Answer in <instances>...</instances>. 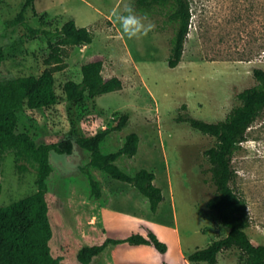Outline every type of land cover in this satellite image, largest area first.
Here are the masks:
<instances>
[{
  "label": "rangeland",
  "instance_id": "1",
  "mask_svg": "<svg viewBox=\"0 0 264 264\" xmlns=\"http://www.w3.org/2000/svg\"><path fill=\"white\" fill-rule=\"evenodd\" d=\"M26 1L0 0V47L6 55L3 80L40 76L50 67L46 63L51 53L47 35L11 24ZM87 1L100 13L88 21L95 31L93 43L70 48L66 67L55 72L57 103L38 109L26 104L18 111L17 132L29 133L39 144H52L111 128L126 114V127L110 137L106 151L122 145L128 134L139 133L134 164L156 173L155 182L166 200L154 214L135 187L99 168L92 172L108 195L94 199L79 169L84 156L81 148L76 146L80 158L75 161L53 152L62 171L51 215L54 250L65 254L72 264H81L79 251L105 234L123 239L132 233L148 236L154 231L167 242L166 253L153 246L124 243L110 246L91 264H209L191 262L188 256L230 231L208 206L216 187L206 152L217 139L180 117L188 111L209 122L223 121L241 103L239 94L258 84L254 71L264 70V0H190L191 29L176 68L169 66L177 29L169 20V7H156L146 15L137 7L138 0ZM41 3L36 1V12L32 7L26 9V20L36 29L52 32L86 6L78 0H56L45 14ZM129 4L137 15L155 24L147 37L129 40L122 33L115 14ZM61 38L54 36L52 41ZM97 54L105 56L103 75L120 77L123 89L96 98L87 96L79 104L70 102L65 83L81 82L83 65ZM241 145L233 158L234 186L248 204L251 240L264 244V112ZM122 165L127 168L126 163ZM38 168L36 157L23 149L2 154L0 206L38 191ZM239 254L237 249L225 250L217 264H244Z\"/></svg>",
  "mask_w": 264,
  "mask_h": 264
},
{
  "label": "trees",
  "instance_id": "2",
  "mask_svg": "<svg viewBox=\"0 0 264 264\" xmlns=\"http://www.w3.org/2000/svg\"><path fill=\"white\" fill-rule=\"evenodd\" d=\"M36 1L27 0L18 16L11 21L13 25H24L34 34L44 33L49 39L51 53L46 63L50 66L40 76L30 75L16 79H1L4 48L0 47V156L12 149H23L36 157L38 168V191L8 206H0V264H72L63 253H57L53 247L55 230L51 218L56 197V187L62 171L50 153H71L72 145L83 151L80 172L87 180L94 199H103L108 194L100 180L93 174V168H99L113 179L135 187L144 203L157 214L165 202L162 187L156 184V173L146 167L134 164L139 153L141 136L137 132L128 134L122 145L106 151L110 137L122 132L129 116L123 115L116 124L92 135L71 137L58 143H37L27 132L18 133V111L26 104L31 109L51 106L58 101L55 72L66 67L65 58L70 48L92 44L95 31L92 27H79L75 19L65 22L56 31H47L32 27L26 20L25 11L32 7L36 12ZM169 7V20L177 29L173 38L169 66L176 68L183 59L186 41L192 24L190 0H138L137 7L148 15L156 7ZM45 14H48L47 12ZM44 21V20H43ZM62 35L56 42L54 36ZM105 56L94 55L82 67L81 82L69 80L65 91L70 102L79 104L86 97H99L103 94L123 89L124 83L118 76L103 75ZM258 84L243 90L239 94L241 103L220 122H209L194 117L190 112L180 117L201 132L214 136L217 144L206 154L210 163L212 182L216 187L215 195L208 201L209 208L215 210L222 223L230 229L226 237L213 241L205 248H198L188 256L191 262L217 264L219 254L225 250L237 249L244 264H264V244L254 243L247 230L251 218L246 199L234 186L237 171L233 165L235 153L247 139L248 129L264 112V70L254 71ZM187 109V107H184ZM70 161L73 159L68 157ZM126 163L125 168L122 163ZM2 185L0 183V194ZM130 243L135 246H153L161 253L168 251L167 242L154 232L148 236L132 233L127 238H114L106 234L94 244L79 251L77 260L81 264H91L113 245Z\"/></svg>",
  "mask_w": 264,
  "mask_h": 264
},
{
  "label": "clouds",
  "instance_id": "3",
  "mask_svg": "<svg viewBox=\"0 0 264 264\" xmlns=\"http://www.w3.org/2000/svg\"><path fill=\"white\" fill-rule=\"evenodd\" d=\"M115 15L122 33L129 40H138L147 37L148 34L155 29V24L148 20L146 16L141 17L137 15L130 4L126 5L122 12L116 13ZM49 155L51 157L54 154L50 153ZM69 156H71L74 161L80 158V153L75 144L72 145L71 153L64 154L61 159L67 160Z\"/></svg>",
  "mask_w": 264,
  "mask_h": 264
},
{
  "label": "crops",
  "instance_id": "4",
  "mask_svg": "<svg viewBox=\"0 0 264 264\" xmlns=\"http://www.w3.org/2000/svg\"><path fill=\"white\" fill-rule=\"evenodd\" d=\"M78 1L82 2L86 6H84L82 10L74 12L73 15L71 16V19H75L79 27H85V26L89 27L91 25V22L88 21L96 18L97 16H100L99 9L95 7L93 4L89 3L87 0H78ZM55 4H56V0H42L40 7L42 8L43 11L50 13L51 9L55 7Z\"/></svg>",
  "mask_w": 264,
  "mask_h": 264
}]
</instances>
